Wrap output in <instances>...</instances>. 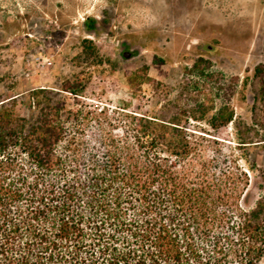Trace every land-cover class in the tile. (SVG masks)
Wrapping results in <instances>:
<instances>
[{"label": "trees", "instance_id": "obj_1", "mask_svg": "<svg viewBox=\"0 0 264 264\" xmlns=\"http://www.w3.org/2000/svg\"><path fill=\"white\" fill-rule=\"evenodd\" d=\"M95 23L84 19L89 32ZM82 92L65 81L0 99V264L264 260V193L242 204L249 182L232 156L209 154L177 117L68 109L65 94ZM244 136L238 149L264 141Z\"/></svg>", "mask_w": 264, "mask_h": 264}, {"label": "rangeland", "instance_id": "obj_2", "mask_svg": "<svg viewBox=\"0 0 264 264\" xmlns=\"http://www.w3.org/2000/svg\"><path fill=\"white\" fill-rule=\"evenodd\" d=\"M65 81L83 85L68 109L177 117L246 174L243 205L264 193V141L237 147L264 138V0H0V99Z\"/></svg>", "mask_w": 264, "mask_h": 264}, {"label": "flooded vegetation", "instance_id": "obj_3", "mask_svg": "<svg viewBox=\"0 0 264 264\" xmlns=\"http://www.w3.org/2000/svg\"><path fill=\"white\" fill-rule=\"evenodd\" d=\"M87 18V17H86ZM207 49H212V48H210L209 46H205ZM127 53V57H125V54ZM136 54H135V52H134V50H132V49H128V50H126V49H123L121 52H120V56L122 57V58H124V59H126V60H128V59H131V58H133L134 56H135Z\"/></svg>", "mask_w": 264, "mask_h": 264}, {"label": "water", "instance_id": "obj_4", "mask_svg": "<svg viewBox=\"0 0 264 264\" xmlns=\"http://www.w3.org/2000/svg\"><path fill=\"white\" fill-rule=\"evenodd\" d=\"M128 55H127V53L125 54V57H127Z\"/></svg>", "mask_w": 264, "mask_h": 264}]
</instances>
